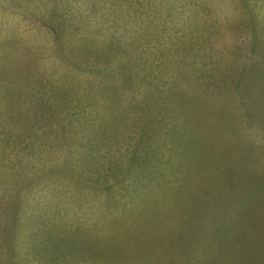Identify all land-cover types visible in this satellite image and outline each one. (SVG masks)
Wrapping results in <instances>:
<instances>
[{
  "label": "rangeland",
  "instance_id": "374dc122",
  "mask_svg": "<svg viewBox=\"0 0 264 264\" xmlns=\"http://www.w3.org/2000/svg\"><path fill=\"white\" fill-rule=\"evenodd\" d=\"M0 264H264V0H0Z\"/></svg>",
  "mask_w": 264,
  "mask_h": 264
}]
</instances>
